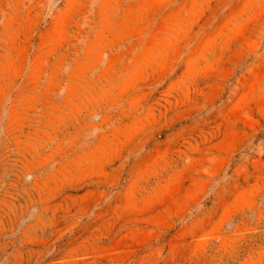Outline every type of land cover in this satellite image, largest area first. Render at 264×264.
I'll use <instances>...</instances> for the list:
<instances>
[{
  "label": "rangeland",
  "instance_id": "1",
  "mask_svg": "<svg viewBox=\"0 0 264 264\" xmlns=\"http://www.w3.org/2000/svg\"><path fill=\"white\" fill-rule=\"evenodd\" d=\"M0 264H264V0H0Z\"/></svg>",
  "mask_w": 264,
  "mask_h": 264
}]
</instances>
